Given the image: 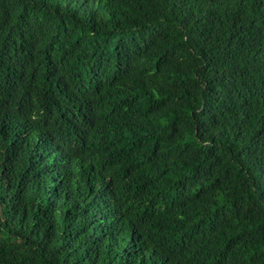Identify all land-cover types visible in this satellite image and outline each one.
I'll return each mask as SVG.
<instances>
[{"label": "trees", "instance_id": "1", "mask_svg": "<svg viewBox=\"0 0 264 264\" xmlns=\"http://www.w3.org/2000/svg\"><path fill=\"white\" fill-rule=\"evenodd\" d=\"M0 264H264V0H0Z\"/></svg>", "mask_w": 264, "mask_h": 264}]
</instances>
